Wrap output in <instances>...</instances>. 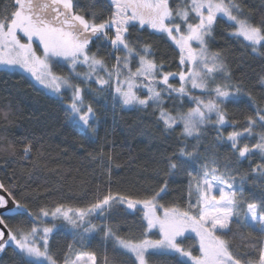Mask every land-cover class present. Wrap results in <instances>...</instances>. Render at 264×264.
Wrapping results in <instances>:
<instances>
[{"label": "snow or ice", "instance_id": "6c2138e0", "mask_svg": "<svg viewBox=\"0 0 264 264\" xmlns=\"http://www.w3.org/2000/svg\"><path fill=\"white\" fill-rule=\"evenodd\" d=\"M242 2L0 0L6 88L9 76L29 82L59 101L84 135L98 134L105 112L119 107L154 118L165 140L176 142L161 152L158 182L127 194L112 191L118 165L98 148L90 158L98 162L99 183L79 205L38 203L45 197L13 170L7 185L0 180L12 202L9 208L0 195V264H97L95 252L82 250L97 237L100 264H264V107L235 78L228 53L213 50L223 22L230 38L264 56V14L254 17ZM153 36L172 50L175 71ZM259 82L264 85V75ZM65 94L70 103L64 104ZM16 115L11 105L0 106V121ZM5 143L17 154L16 143ZM19 143L25 159L42 156L43 137L28 133ZM254 155L261 163L245 173L242 163ZM178 177L184 187L177 200L170 185ZM5 216L19 219L9 226ZM61 232L81 250L74 244L59 249ZM191 233L198 238L196 255L187 245Z\"/></svg>", "mask_w": 264, "mask_h": 264}, {"label": "trees", "instance_id": "16d2710c", "mask_svg": "<svg viewBox=\"0 0 264 264\" xmlns=\"http://www.w3.org/2000/svg\"><path fill=\"white\" fill-rule=\"evenodd\" d=\"M87 3L88 0H82ZM242 7L254 17L259 18L264 14V0H243ZM230 29L227 24L221 22L217 36L216 48L224 49L229 56L230 67L235 78L242 79L245 86L251 91L260 107H264V85L259 82V76L264 75V56L251 49L245 48L240 41L234 40L227 35ZM145 39H149L148 33H143ZM158 53L166 54V60L175 71V64L172 62L173 52L168 45L158 39L151 37ZM246 43V42H245ZM4 77L0 76V106L11 105L17 115L11 122L0 121V180L8 184V175L13 170L18 176H23L32 189H35L41 196L45 197L38 203L48 204L53 201H63L70 205H79L85 201L82 197L99 183L98 162L90 158V154L103 147L106 155L113 156L115 167L112 176V191H120L127 194L129 191H136L155 185L157 171L161 167L157 161L160 160L161 152L167 148L175 147V139L165 140L160 129L154 122V118H145L144 113L135 110H122L117 107L115 111L107 110L102 117L98 134L84 135L70 122L63 110V105L43 92L34 89L29 82L19 80L18 76H9V85L6 88L3 84ZM17 86L13 87V84ZM95 88V85H93ZM68 101V98L64 99ZM101 111L103 103L98 105ZM233 105L228 106L230 115L233 114ZM186 110V109H185ZM251 112V109H248ZM236 119L240 122L237 128L243 123V117L239 112L235 113ZM228 128L227 131H232ZM180 129L177 128V135ZM256 131H259L257 129ZM34 133L37 138L43 137L42 156L37 157L33 152L30 159L19 155L22 144L19 143L26 134ZM227 132H225V135ZM5 141L16 143L17 154H10L6 149ZM255 139L247 141L253 143ZM111 147V152L109 151ZM222 153L225 149H220ZM37 167L33 168V163ZM261 163L259 155H254L250 160L242 163V171H250V164ZM183 178H176V183H171L173 196L184 187ZM18 191L14 193L17 199H21ZM30 210H35V204H29ZM11 226L16 219L4 217ZM131 220V217H129ZM99 223V221H96ZM59 223V221H57ZM118 235H124L123 230ZM59 249L67 244H74L81 250L79 244L74 243L73 236L67 232H61L57 238ZM197 238L191 236L187 241L192 246L193 255L198 254ZM87 243V241L85 242ZM57 249L56 251H59ZM83 251L95 252L97 264H100L104 251L99 237L91 241V247H85ZM108 255L111 257L109 246ZM172 259V258H169ZM172 264H175L173 260Z\"/></svg>", "mask_w": 264, "mask_h": 264}, {"label": "water", "instance_id": "95a60500", "mask_svg": "<svg viewBox=\"0 0 264 264\" xmlns=\"http://www.w3.org/2000/svg\"><path fill=\"white\" fill-rule=\"evenodd\" d=\"M0 195H4L5 198L9 200V205H8V207L11 208V207H12L11 197H9V196L7 195V193L3 192L2 189H0ZM2 211H3V210L0 209V212H2Z\"/></svg>", "mask_w": 264, "mask_h": 264}, {"label": "rangeland", "instance_id": "374dc122", "mask_svg": "<svg viewBox=\"0 0 264 264\" xmlns=\"http://www.w3.org/2000/svg\"><path fill=\"white\" fill-rule=\"evenodd\" d=\"M82 87H83V85H81ZM66 96H67V94H65V98H66ZM67 103H70V101L68 100V101H65V104H67ZM255 142V141H254ZM186 235H190V236H195V234L194 233H191V234H186ZM198 239V238H197Z\"/></svg>", "mask_w": 264, "mask_h": 264}]
</instances>
